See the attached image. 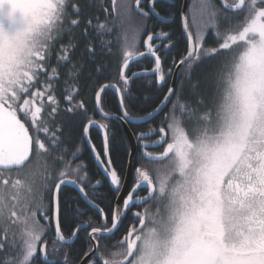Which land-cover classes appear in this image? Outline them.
Instances as JSON below:
<instances>
[{
  "label": "snow or ice",
  "instance_id": "obj_1",
  "mask_svg": "<svg viewBox=\"0 0 264 264\" xmlns=\"http://www.w3.org/2000/svg\"><path fill=\"white\" fill-rule=\"evenodd\" d=\"M19 3L36 47L26 60H0V264H37L38 259L43 264H68L60 245L74 242L84 229H90V243L82 264L97 260L100 264H264V0H219V4L191 0L187 11H179L186 54L178 60L173 56L167 68L165 61L177 47L172 40L175 32L152 29L172 23L175 14L162 15L157 10L159 0H110V11L101 0L106 19L96 24L92 21H99L98 16L86 18L88 0ZM134 13L141 19L133 25ZM152 18L156 24L148 23ZM81 25L79 35L85 38L89 29L98 36L114 29L119 32L117 52L109 47L112 41L100 39L101 49L108 48L104 54L119 56L114 78L120 83L93 84L94 110L105 120L144 123L172 104L160 127L135 137L142 156L157 166L151 173L136 168L135 183L122 205H110L108 213L93 199L100 195L94 190L103 186L101 181H92L83 161L74 164L82 150L79 145L75 150L68 146L74 141L65 132L69 124L65 116H86L89 111L77 99L82 94L79 80L84 65L72 55L78 47L74 30ZM210 30L216 47H205ZM142 35L145 52L138 50ZM84 52L93 61L98 55L91 39ZM145 58L154 61L151 70L126 75L130 61ZM213 59L219 60V66L212 74L204 73L201 82L196 70ZM106 67L98 66L97 75L103 76ZM173 68L179 71L174 73ZM173 75L178 85L167 88L156 108L144 116L131 113L130 106L138 99L131 90L133 79L155 76L162 87ZM210 79L212 94L202 90ZM108 91L117 94L119 116L103 110L102 94ZM86 119L87 123L80 121L82 139L119 200L124 177L117 168L119 157L114 164L113 156L121 147L119 138L109 124ZM90 127L100 131L99 148ZM153 136L158 138L153 141ZM155 147L163 151H147ZM66 189L79 196L66 194ZM141 190L144 196L139 195ZM76 199L94 209L101 222L96 225L89 217L66 237L61 216L66 223L73 218L67 205ZM150 201L155 211H132ZM75 212V219L86 214L79 205ZM129 212L137 223L130 224L113 245L116 251L105 254L101 239L113 238ZM53 232L49 248L48 236Z\"/></svg>",
  "mask_w": 264,
  "mask_h": 264
},
{
  "label": "trees",
  "instance_id": "obj_2",
  "mask_svg": "<svg viewBox=\"0 0 264 264\" xmlns=\"http://www.w3.org/2000/svg\"><path fill=\"white\" fill-rule=\"evenodd\" d=\"M88 3L91 5L90 7H87V12L89 13V17L91 18L94 16L99 17V21L93 19V24H96L98 22H104L105 21V14L101 7V0H88ZM103 7H109L110 9V0H103ZM133 21H131V24H135V22L139 19H141L138 14L134 13ZM109 21H111L112 17L107 18ZM111 26V25H110ZM67 27V25H65ZM84 27V25H81L80 28L75 29L77 35L75 37L76 42L78 43V47L75 50L73 55L74 61H82L83 62V68L80 70V80L79 84L82 86V94L77 98L79 100H83L85 102V105L88 107L89 111L87 112L86 116L84 113H81L79 116H65L64 119L69 121V124L65 127V132L69 133L71 136V139L74 141V144H69L68 146L70 148H73L75 150V145H79L80 148L83 150L85 147V154L90 155L89 151L86 147V142L83 141V131L82 126L80 124V121H83V123H87L86 117H90L91 119L96 118V111L94 110V93L96 91V88L93 86L94 81H99L101 84L103 83H117L119 84V80L115 79V74L118 71L117 65L119 63V56H113L104 54L108 52V48L101 49L100 47V39L109 40L112 41V44L109 46L112 52L118 51V44L116 37L119 34L118 30L114 29L111 34H103L98 36V34L91 29H89V37L85 38L79 35V32ZM210 36L214 35V33L210 30L209 31ZM145 36H141L140 39H143ZM213 38V37H212ZM91 39L96 47V52L98 53L97 56H95L94 61L89 58L88 54L84 52L85 45L87 43V40ZM68 40V36L65 34L64 36V42L66 43ZM216 47V46H215ZM139 51H141V48L139 46ZM226 54V53H225ZM222 56H224L222 54ZM146 60H142L138 63H136L129 71V73H133V71L139 70V69H146L150 68V66L147 64ZM52 63L54 64L55 61L53 60ZM107 65L106 68H104V75L98 76L96 69L98 66ZM219 66V60L213 59L210 61H206L205 64L201 65L200 68H198L196 71L197 73H200V80L203 82V74L208 73L212 74L215 71V68ZM136 67V68H135ZM134 68V69H133ZM133 70V71H132ZM128 73V74H129ZM197 79L196 75L193 76V82H195ZM147 82V83H146ZM185 86H187V82H185ZM169 87V84H164L162 87L158 86L156 84V80L153 81V77H140L137 79H134L131 83V90L133 94L138 97L135 103H133L130 106V111L132 114L137 116H144L147 115L150 111H152L154 108L157 107L160 100L163 99V94L166 92L167 88ZM202 90H206L208 94H212L214 91V87L211 84V79L208 85H205ZM57 95L60 96V93L57 92ZM147 98V99H146ZM61 106L64 107L63 101H61ZM103 107L107 113L111 114H119L120 113V106L117 99V96L113 94V92L108 91L107 95H104L103 97ZM172 108V105H170L167 110L159 117L154 119L149 124L145 125H139V126H132L133 131L136 133L137 131H148L150 128H158L161 126V120L165 113L169 112V110ZM179 113V112H178ZM177 113V115H179ZM109 126L111 127L112 131H114L119 138V143L121 147L118 148V150L113 153L114 156V163L116 164L115 157H119L120 165H117V168L120 169L122 167L123 172L125 173L128 167L129 162V151L130 146L128 143L127 136L125 134V131L121 124L118 122H112L107 121ZM93 135V132L91 133V136ZM70 158V157H69ZM139 158L137 157L135 159V164L138 166ZM139 162V163H138ZM93 161L91 159L90 165L93 166ZM151 165L148 163V167ZM59 167V165H57ZM151 168V167H150ZM152 169V168H151ZM15 172V171H12ZM123 173V174H124ZM68 192H74L73 189H68ZM71 196V195H70ZM81 202V201H80ZM69 208V206H67ZM153 210L155 211V206L153 207ZM62 223L64 222L63 216Z\"/></svg>",
  "mask_w": 264,
  "mask_h": 264
},
{
  "label": "flooded vegetation",
  "instance_id": "obj_3",
  "mask_svg": "<svg viewBox=\"0 0 264 264\" xmlns=\"http://www.w3.org/2000/svg\"><path fill=\"white\" fill-rule=\"evenodd\" d=\"M216 2H217V4H219V0H216ZM190 3H191V0H174V2L171 4L166 3L165 0H159V3L157 5V10L161 11L162 15L175 14L172 23L160 24L158 27H154L152 29V31L164 30V31L175 32V35L172 37V40L174 42H177V47L173 49L171 56H169L168 60L165 61V67L166 68L170 66V61H171L173 56L178 60L180 58V56L186 54L187 40L182 35L181 20H180V16H179V11L181 8H183L185 11H187V6ZM164 9H171V12L170 13L165 12ZM146 10H147V8H146ZM148 23L149 24H156V21L154 18H152L148 21ZM145 38L146 37L141 39V45H140L141 51L140 52L146 51V49L143 47V44H142V42ZM215 46H217V43H216V40L214 39V35L210 36V34L208 33L206 36L205 47H215ZM222 54L225 55V53H222ZM161 55L163 56V53H161ZM146 62L150 66V68L139 69L136 71L132 70L133 73L151 70L154 67V61L151 58H146ZM175 70H176V68H173L174 73H175ZM131 74L129 73L127 75L131 76ZM147 77H153V76H147ZM156 79H157V77L153 78V81H155ZM132 81H131V83H132ZM113 94L117 96V94L115 92H113ZM103 97H104V94H103ZM102 104H103V98H102ZM103 110L105 111L104 107H103ZM95 114H96L95 115L96 118L94 120L100 121L101 123H107L108 124L107 121L117 122V121L109 120V119L106 121V120H104V118L99 113L96 112ZM109 114H111V113H109ZM116 114L117 113H115L114 115H116ZM118 123L121 124L120 122H118ZM145 124H147V123H142V124L130 123V128L133 131L132 126H139V125L141 126V125H145ZM121 126H122V124H121ZM92 132H93V135L91 136L92 141H93V143H95L97 145V148H99V146H100V135H101L100 131L93 128L91 130V133ZM142 132H146V131H137L136 133L133 131L135 137L137 134L142 133ZM125 134H126V131H125ZM126 136H127V134H126ZM157 138L158 137L153 136V137H151V140L154 141ZM127 139H128V143L130 146V151L132 152L131 141L128 138V136H127ZM145 142H150V141H145ZM136 145H137V151H136V154L134 157L133 174H132V179L130 181V184H128V182H127V175L129 172V162H128V167H127V170L125 173L123 171H120V169H118V171L120 172V175L122 177H124V190L120 193V199L119 200L116 199V193L113 191L108 179L104 176V174L97 167L95 160L92 156L91 150L89 149L87 143H86V147H87V150L89 151L90 155L85 154V147H84L83 150L81 149L82 152L78 156V158L76 160H74V164H78L81 161L84 162V164L87 166L88 174L92 178L93 182H95L96 180L101 181L103 186L94 190L96 193H99L100 195L93 196V199H95L96 202L100 205V207L104 209L105 213L109 212V206L110 205H113V206L115 204L122 205L123 198L127 195V192L130 190L131 186L135 183V176H136L135 169L136 168H138V167L147 168L151 173V170L157 166L155 162L149 161V160H147V158L142 156L143 150L140 148L139 143L137 141H136ZM147 151L153 152V153H159V152L163 151V147L148 148ZM137 157L140 160L139 161L140 163L138 162L139 163L138 166H136V164H135V159ZM91 159L94 163L93 166L90 165ZM129 160H130V157H129ZM148 163L151 165L150 167L152 169L150 167H148ZM65 192H66V194L71 195V196H76V197L79 196V194L76 191H75V194H74V192H68V189H66ZM139 195L144 196L145 190H141L139 192ZM77 205H79L80 208L85 209L86 214L82 217V219H75V216H76L75 209H76ZM67 206H69V209L71 210V215L73 218L67 223L65 221L62 223V218H61V229H62V231L66 237H69L71 235V232L76 229L77 225L80 224L82 222V220H87L89 217H91L93 219V221L95 222L96 225L100 224L101 219H100L99 214L94 209H91L82 199L69 200ZM153 207H154V204H153V202L150 201L148 204L137 205L134 209H132V211H143L145 208H150L153 210ZM41 223L43 224L44 221L41 220ZM135 223H137V221L132 218L131 213L129 212L128 218L125 219L123 224L119 226L118 231H116L115 236L113 238L101 239V251L105 252V254H107V251H116L117 249L114 248L113 245H115L117 243V241L122 239V236L126 234L127 227L130 224H135ZM110 224H111V219L109 218V226H110ZM89 231H90V229H84L83 231H80L77 233V239L74 242L69 243V244L60 245V247L62 249V254L66 253V255H67L68 264H82V261L87 259V257L84 256V252L87 251L88 245L90 243L88 236H87V233ZM53 238H54V232L48 236L49 248H51V246H52L51 242H52ZM105 245L107 246V249L105 248ZM60 258L63 259V255H61ZM37 264H43V261L38 259ZM96 264H100V261L97 260Z\"/></svg>",
  "mask_w": 264,
  "mask_h": 264
},
{
  "label": "clouds",
  "instance_id": "obj_4",
  "mask_svg": "<svg viewBox=\"0 0 264 264\" xmlns=\"http://www.w3.org/2000/svg\"><path fill=\"white\" fill-rule=\"evenodd\" d=\"M35 47L36 38L19 0L0 2V60H26Z\"/></svg>",
  "mask_w": 264,
  "mask_h": 264
},
{
  "label": "water",
  "instance_id": "obj_5",
  "mask_svg": "<svg viewBox=\"0 0 264 264\" xmlns=\"http://www.w3.org/2000/svg\"><path fill=\"white\" fill-rule=\"evenodd\" d=\"M140 61V60H139ZM135 64V63H132L131 61L129 62V69L130 67ZM129 69L125 70V73L127 75ZM179 69L176 70V72H178ZM144 72V71H142ZM175 72V73H176ZM178 77L174 75V79H173V83H172V87H176L178 85ZM102 97H103V94H102ZM171 103H169L167 105L166 108H164V110L158 115L160 116L169 106H170ZM117 116H119L120 114H116ZM158 116H156L154 119H156ZM104 118V117H103ZM154 119H151V120H148L147 122H144V123H148ZM109 120H113V119H109ZM114 121H117V122H120L124 128V130L126 131V134L128 136V138L130 139L131 141V148H132V155L130 156V160H129V172H128V175H127V182L128 184H130V181L132 179V174H133V167H134V157H135V154H136V151H137V145H136V139H135V135L133 133V131L131 130L130 128V123H126V122H121V121H118V120H114ZM133 124V123H132ZM137 124H142V123H137ZM92 130V128L90 127L89 128V134H90V131ZM120 202V201H119ZM118 202V203H119Z\"/></svg>",
  "mask_w": 264,
  "mask_h": 264
},
{
  "label": "rangeland",
  "instance_id": "obj_6",
  "mask_svg": "<svg viewBox=\"0 0 264 264\" xmlns=\"http://www.w3.org/2000/svg\"><path fill=\"white\" fill-rule=\"evenodd\" d=\"M135 17V16H134ZM228 55V53H226L223 57H226ZM143 60V59H142ZM144 60H146V58L144 59ZM177 70V69H176ZM176 70H175V72H176ZM153 78H156L155 76H153ZM173 79H174V75H173V77H170V78H168V82H167V84H169V86H172V83H173ZM110 83H112V82H110ZM178 83H179V81H178ZM103 98V97H102ZM150 122H152V121H150ZM150 122H148L147 124H149ZM15 172H11L10 173V175H12V176H15ZM154 211V210H153Z\"/></svg>",
  "mask_w": 264,
  "mask_h": 264
}]
</instances>
